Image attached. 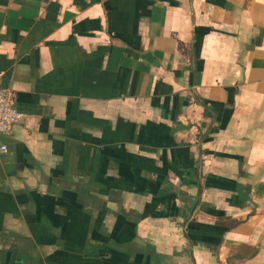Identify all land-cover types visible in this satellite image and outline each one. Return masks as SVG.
Masks as SVG:
<instances>
[{"label":"crops","instance_id":"obj_1","mask_svg":"<svg viewBox=\"0 0 264 264\" xmlns=\"http://www.w3.org/2000/svg\"><path fill=\"white\" fill-rule=\"evenodd\" d=\"M0 86V264H264V0H0Z\"/></svg>","mask_w":264,"mask_h":264},{"label":"built area","instance_id":"obj_2","mask_svg":"<svg viewBox=\"0 0 264 264\" xmlns=\"http://www.w3.org/2000/svg\"><path fill=\"white\" fill-rule=\"evenodd\" d=\"M23 118L12 101L11 89L7 86H0V135L8 134L13 125ZM2 151H7V146H1Z\"/></svg>","mask_w":264,"mask_h":264}]
</instances>
